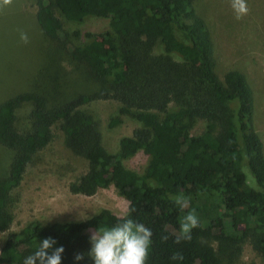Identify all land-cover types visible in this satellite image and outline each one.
I'll use <instances>...</instances> for the list:
<instances>
[{"label": "trees", "instance_id": "obj_1", "mask_svg": "<svg viewBox=\"0 0 264 264\" xmlns=\"http://www.w3.org/2000/svg\"><path fill=\"white\" fill-rule=\"evenodd\" d=\"M35 19L45 35L55 38L61 18L81 23L108 19L102 32H85L83 44L69 56L87 66L91 76L108 79L96 93H79L49 104L43 94L24 90L0 101V145L11 151L0 176V264H23L40 241L51 237L63 246L61 264H94L88 255L90 235L121 222L119 215L99 208L71 221L28 220L10 231L9 205L26 168L52 140L56 125L69 151L87 168L67 183L72 194L91 195L112 185L134 207L132 218L153 232L146 264H219L216 247L247 242L264 261V151L252 126L253 98L243 74L214 71L209 30L192 0H33ZM96 99L119 103L118 115L139 124L106 151L93 117L81 106ZM28 105V124L19 129L17 110ZM199 121L197 133L191 129ZM118 123L112 117L109 125ZM141 151L147 159L141 172L124 161ZM246 168V171L244 170ZM258 189V190H257ZM190 198L181 209L170 197ZM200 226L192 239L174 243V234L188 211ZM167 235L166 242L161 236ZM183 261H173L174 252ZM77 254L83 259L75 260Z\"/></svg>", "mask_w": 264, "mask_h": 264}, {"label": "rangeland", "instance_id": "obj_2", "mask_svg": "<svg viewBox=\"0 0 264 264\" xmlns=\"http://www.w3.org/2000/svg\"><path fill=\"white\" fill-rule=\"evenodd\" d=\"M196 13L204 20L212 40L214 71L219 79L227 70L241 72L253 98L252 126L264 151V0H247L249 12L235 19L230 0H192ZM33 0H13L0 7V101L24 90L41 93L49 104L61 102L79 93H96L108 87V79L90 75L87 66L73 60L68 53L72 45L83 44L85 32L98 33L108 28V19L91 17L81 23L61 18L57 37L44 34L35 19ZM21 32L28 43L20 39ZM119 103L113 99H96L81 106L97 123L100 142L108 152H115L118 140L130 135L139 124L117 113ZM29 106L17 110V127L28 124ZM112 117L118 123L109 125ZM203 127L199 121L191 129L197 133ZM50 143L39 151L23 173L19 185L11 192L8 230L15 231L28 220L42 223L81 220L99 208L123 215L127 201L110 184L91 195L72 194L67 183L87 168V162L72 154L63 143L62 131L54 125ZM11 151L0 145V176L4 175ZM141 151L124 164L141 172L146 162ZM246 171V168H244ZM5 231H0V245ZM219 264H264L259 255L245 242L237 250L233 245L219 249Z\"/></svg>", "mask_w": 264, "mask_h": 264}, {"label": "clouds", "instance_id": "obj_3", "mask_svg": "<svg viewBox=\"0 0 264 264\" xmlns=\"http://www.w3.org/2000/svg\"><path fill=\"white\" fill-rule=\"evenodd\" d=\"M13 0H0V7L11 5ZM230 6L236 20H241L249 12L247 0H230ZM20 39L28 43V36L21 32ZM258 190V189H257ZM182 210L187 209L190 198L182 194L170 197ZM134 207L127 208L118 219L121 221L112 227L98 228L90 235L91 248L88 255L94 264H146L149 257V249L152 244L153 232L143 223L132 218ZM200 226L199 217L193 209L188 211L180 222L179 230L174 234V243L192 239V232ZM167 235L161 236V241L166 242ZM56 240L48 237L40 241L38 249L23 260V264H61L63 246L55 247ZM84 257L77 254L75 260L80 261ZM184 256L180 251L172 254L171 260L183 261Z\"/></svg>", "mask_w": 264, "mask_h": 264}]
</instances>
